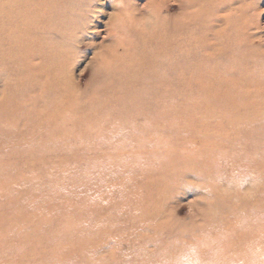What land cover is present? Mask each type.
I'll return each mask as SVG.
<instances>
[{
    "label": "rangeland",
    "instance_id": "374dc122",
    "mask_svg": "<svg viewBox=\"0 0 264 264\" xmlns=\"http://www.w3.org/2000/svg\"><path fill=\"white\" fill-rule=\"evenodd\" d=\"M15 1L0 264H264V0Z\"/></svg>",
    "mask_w": 264,
    "mask_h": 264
},
{
    "label": "bare ground",
    "instance_id": "6f19581e",
    "mask_svg": "<svg viewBox=\"0 0 264 264\" xmlns=\"http://www.w3.org/2000/svg\"><path fill=\"white\" fill-rule=\"evenodd\" d=\"M62 1L63 0H28L27 3L31 7V10L28 12L29 15L27 16L36 19H41V17H53V15L55 16L58 11L56 10L58 9L57 3Z\"/></svg>",
    "mask_w": 264,
    "mask_h": 264
}]
</instances>
